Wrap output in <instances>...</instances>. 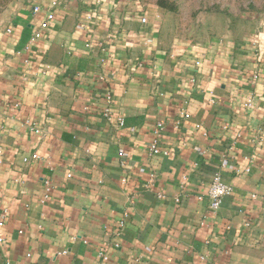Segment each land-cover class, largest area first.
I'll use <instances>...</instances> for the list:
<instances>
[{
    "label": "crops",
    "instance_id": "crops-1",
    "mask_svg": "<svg viewBox=\"0 0 264 264\" xmlns=\"http://www.w3.org/2000/svg\"><path fill=\"white\" fill-rule=\"evenodd\" d=\"M159 18L0 11V264H264V27L199 43ZM216 173L233 191L212 211Z\"/></svg>",
    "mask_w": 264,
    "mask_h": 264
},
{
    "label": "rangeland",
    "instance_id": "rangeland-1",
    "mask_svg": "<svg viewBox=\"0 0 264 264\" xmlns=\"http://www.w3.org/2000/svg\"><path fill=\"white\" fill-rule=\"evenodd\" d=\"M43 0H0V11ZM156 11L168 36L210 43L243 38L264 27V0H139Z\"/></svg>",
    "mask_w": 264,
    "mask_h": 264
},
{
    "label": "built area",
    "instance_id": "built-area-1",
    "mask_svg": "<svg viewBox=\"0 0 264 264\" xmlns=\"http://www.w3.org/2000/svg\"><path fill=\"white\" fill-rule=\"evenodd\" d=\"M33 11L34 13L38 14L41 12V6H34L33 7ZM49 17H52V15H49ZM142 22H146V18L143 17L141 19ZM10 31V30H8ZM87 46H90V44H87ZM112 102V96L110 94L107 95V106L105 108V117L108 118L109 120H115L117 125L119 127H123L124 126V120L122 117H115V119L113 118V114L110 110V103ZM162 122L158 123L157 125V129L155 131L156 133V138L154 139L150 150L152 154H158L161 152L160 148H159V143H158V137L160 135V131L162 129ZM233 191L232 186H230L229 184L225 183L223 181L222 175L220 173H216L211 181V183L208 185L205 194L203 195L204 197L208 198L209 201V207L212 211H217L223 202V199L231 194Z\"/></svg>",
    "mask_w": 264,
    "mask_h": 264
}]
</instances>
